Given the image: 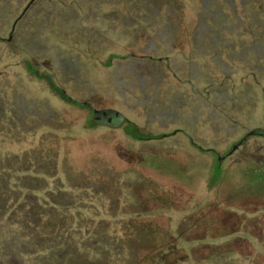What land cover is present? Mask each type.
<instances>
[{"label":"rangeland","instance_id":"rangeland-1","mask_svg":"<svg viewBox=\"0 0 264 264\" xmlns=\"http://www.w3.org/2000/svg\"><path fill=\"white\" fill-rule=\"evenodd\" d=\"M28 1L0 0V264H264L177 233L213 220L188 140L264 128V0Z\"/></svg>","mask_w":264,"mask_h":264},{"label":"flooded vegetation","instance_id":"flooded-vegetation-1","mask_svg":"<svg viewBox=\"0 0 264 264\" xmlns=\"http://www.w3.org/2000/svg\"><path fill=\"white\" fill-rule=\"evenodd\" d=\"M92 113L97 120L111 121V115L107 111L92 110ZM113 115L116 116L117 112H113ZM250 136L264 137V128L248 130L222 153L213 147L204 148L192 139L188 140L192 148L204 151L203 154L211 159L206 164L203 197L208 196L211 202V207L205 214H209L213 220L209 226L197 222L195 229L184 233L177 231L179 235L186 239L202 240L210 236L222 240L221 246L229 245L230 241L225 240H231L237 243L236 249L245 255L264 256V158L256 163V160L235 152ZM232 170L236 171L237 176ZM229 172L231 173L228 174ZM227 174L232 180H227ZM183 177L188 182L187 186L191 187L194 183L193 175L187 173ZM225 183L229 184L225 186ZM203 246H208L207 241ZM167 253L164 260L171 257V253ZM178 256H183L182 251Z\"/></svg>","mask_w":264,"mask_h":264},{"label":"water","instance_id":"water-1","mask_svg":"<svg viewBox=\"0 0 264 264\" xmlns=\"http://www.w3.org/2000/svg\"><path fill=\"white\" fill-rule=\"evenodd\" d=\"M34 0H29L27 2V4L25 5V7L23 8V10L21 11V13L19 14V16L16 18V20L25 12V10L29 7V5L33 2ZM16 21H14L15 23ZM14 25V24H13Z\"/></svg>","mask_w":264,"mask_h":264}]
</instances>
